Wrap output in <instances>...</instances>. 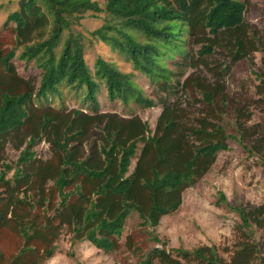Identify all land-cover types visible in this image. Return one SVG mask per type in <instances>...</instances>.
I'll return each instance as SVG.
<instances>
[{
    "label": "trees",
    "instance_id": "1",
    "mask_svg": "<svg viewBox=\"0 0 264 264\" xmlns=\"http://www.w3.org/2000/svg\"><path fill=\"white\" fill-rule=\"evenodd\" d=\"M247 7L244 0H18L2 24L12 37L0 29V264H46L64 234L119 254L120 264H264V203L231 206L223 194L216 204L238 217L223 254L207 245L145 249L132 233L121 239L135 213L141 233L158 243L147 231L180 209L229 139L264 172V57L252 71L254 91L243 81L232 92L227 82L241 61L264 54ZM87 11L103 14L91 37L73 26ZM93 39L132 73L109 56L89 64ZM26 70L35 73L25 77ZM133 74L162 93L156 101L144 98ZM101 87L109 101L160 104L155 128L100 111ZM63 90L84 107L66 108ZM180 95L186 108L172 102ZM52 97L56 103H44ZM256 110L262 120L252 123ZM41 142L50 152L44 159L33 150ZM7 144L18 150L9 162Z\"/></svg>",
    "mask_w": 264,
    "mask_h": 264
},
{
    "label": "rangeland",
    "instance_id": "2",
    "mask_svg": "<svg viewBox=\"0 0 264 264\" xmlns=\"http://www.w3.org/2000/svg\"><path fill=\"white\" fill-rule=\"evenodd\" d=\"M98 1L102 4V0ZM244 1L248 5L246 22L264 36V0ZM17 7L18 0H0V29L6 41L12 36L8 27L3 28L2 24L7 14ZM102 17V13L96 14L93 11H87L80 21L73 26L87 37H91L89 32L101 25ZM97 55L113 58L124 72L132 73L128 63L116 57L115 52L111 51L99 39H93L92 44L86 46L85 60L90 64ZM263 57L264 54H257L252 60L253 63L240 62L241 64L235 69L234 77L232 76L227 80L232 92L238 93L239 83L243 81L246 82L247 86H250V90L254 91L251 83L254 81L255 84H258L259 81L252 71L259 72L258 68H263ZM17 68L22 72L21 64H18ZM261 72L264 74V70ZM34 73L35 70H26L24 76L28 77ZM131 82L143 91L145 99L149 97L156 101L157 97L162 94L153 89V86L142 79L139 74H133ZM62 99L66 103V108L84 107L81 102L72 99L66 90H63ZM98 100L100 111L116 112L128 117L139 116L152 129L155 128L154 125L162 107L160 104H156V106L142 109L133 101L127 102L126 105L118 100L109 101L102 87L98 94ZM184 100L187 99L177 97V100L172 99V102H176L177 106L181 102L180 107L186 108L183 102L187 101ZM56 102L57 98L54 100L53 97L44 100V103ZM255 112L252 123H258L262 120L258 111ZM227 145L226 151L217 154L216 162L211 171L183 193L180 209L172 214L162 216L159 224L147 231L149 234L157 235L158 243L151 240L148 235L141 233L142 231L137 227L138 219L135 213L127 218L121 239L123 240L127 233H132L136 235V242L142 248L149 249L157 245L166 248L169 252L176 249L189 250L200 245H207L216 246L220 251L219 253L223 254L225 248H232L236 239L234 225L238 222V217L235 211L227 208L225 204L222 203V206L216 204L218 196L223 194L225 201L231 206L242 204L244 207H256L262 205L264 203V172L259 161L255 157L249 156L239 142L229 139ZM33 150L36 152V156L42 159L50 155L48 145L44 142L36 144ZM17 153L18 150L16 151L11 144H7L6 161L14 160ZM228 254L223 256L227 258ZM128 256L130 262H135V258L130 253ZM119 259V254L106 253L86 240L72 243L69 234H64L57 241L54 253L46 260V264H120L118 263Z\"/></svg>",
    "mask_w": 264,
    "mask_h": 264
},
{
    "label": "crops",
    "instance_id": "3",
    "mask_svg": "<svg viewBox=\"0 0 264 264\" xmlns=\"http://www.w3.org/2000/svg\"><path fill=\"white\" fill-rule=\"evenodd\" d=\"M134 164H135V161H134ZM134 164L132 165L131 171H133V169H134V167H135Z\"/></svg>",
    "mask_w": 264,
    "mask_h": 264
}]
</instances>
